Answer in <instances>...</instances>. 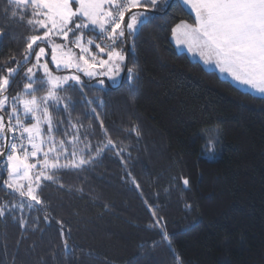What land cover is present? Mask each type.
<instances>
[{
    "label": "trees",
    "instance_id": "trees-1",
    "mask_svg": "<svg viewBox=\"0 0 264 264\" xmlns=\"http://www.w3.org/2000/svg\"><path fill=\"white\" fill-rule=\"evenodd\" d=\"M7 7L0 0V68L13 56L22 60L25 38L37 34L6 18ZM155 15L127 40L131 82L126 72L115 88L84 79L83 94H66L75 104L70 119L87 129L93 149L106 142L100 121L117 148L83 171H61L63 188L43 181L45 211L6 210L0 264H264V98L176 52L172 29L193 23L176 0ZM23 83L17 77L10 93ZM68 119L54 114L64 121L60 138H71ZM3 168L0 206L26 204L3 187Z\"/></svg>",
    "mask_w": 264,
    "mask_h": 264
},
{
    "label": "snow or ice",
    "instance_id": "snow-or-ice-1",
    "mask_svg": "<svg viewBox=\"0 0 264 264\" xmlns=\"http://www.w3.org/2000/svg\"><path fill=\"white\" fill-rule=\"evenodd\" d=\"M176 3L194 13V23L181 22L172 29L176 44L198 54L204 65H214L221 74L264 97V0H176ZM6 4V18L26 23L37 34L25 38L22 60L13 56L4 62L6 67L0 68V163L7 173L3 187L28 201L13 203L11 208L8 204L0 206V218L6 216V210L25 207L31 210L34 205L41 206L37 211H45V202L38 194L43 181L59 183L63 188L57 178L61 171H83L117 148L103 121L100 129L106 142L95 149L91 143H85L89 132L86 129L81 133L83 125L72 123L75 104L66 94L84 93L85 82L80 74L89 80L103 75L115 81L120 72L126 71L131 82L135 66L125 64L123 45L151 24L157 18L156 13L166 12L172 6L169 0H6ZM3 39L0 32V42ZM46 49H50L55 71L44 60L49 55ZM40 69L42 76L37 75ZM65 71L69 74H61ZM17 77L24 81L23 87L12 95L9 89ZM98 83L103 85L104 81ZM40 92L44 95H39ZM61 111L67 114L71 129H75L71 139L60 138L64 121L57 123L54 114L59 116ZM131 131L139 135L136 129ZM68 134L69 130H65L63 137ZM81 143L83 148L79 147ZM123 151L121 148L115 155L119 157ZM183 184L188 186L189 181L184 179ZM45 219H49L48 213ZM57 223L63 228L61 221ZM25 226L22 220L21 227ZM161 231L163 239L168 240V235ZM68 248L65 239V252Z\"/></svg>",
    "mask_w": 264,
    "mask_h": 264
},
{
    "label": "rangeland",
    "instance_id": "rangeland-1",
    "mask_svg": "<svg viewBox=\"0 0 264 264\" xmlns=\"http://www.w3.org/2000/svg\"><path fill=\"white\" fill-rule=\"evenodd\" d=\"M185 10L189 13V11H188L187 9H185ZM189 14H190V13H189ZM190 15L192 16V18H193V23H194V13H193V14H190ZM185 23H186V22H185ZM188 24H190V23H188ZM191 24H192V23H191ZM41 31L43 32L42 29H41ZM57 39H58V38H57ZM170 41H171L172 45L174 46V49L176 50V52H178V53H184V54L187 55V57H188L191 61L199 62L205 70H207V71H212V72L216 73V75H217L220 79L229 82L230 84H232L234 87H236L237 89H239V90H241V91L248 92V93H250V94H252V95H254V96H257V97H262V96H260L258 93H256L255 91L251 90L250 88H247V87H245V86H242V85L238 84L237 82L233 81V80L231 79V77L228 76L227 74H221V73L219 72V70H218L217 68H215L214 65H209V66L204 65V63L201 61V59H200V57H199L198 54H194V53H190V52H188L186 46H178V45L176 44L175 40L173 39L172 34H171ZM38 43H39V42H38ZM34 48H35V45H34ZM36 50L38 51V49H36ZM93 50L95 51V49H93ZM46 51H48L49 55L45 56V57H44V60H47V61L49 62V68H50L51 70L55 71V67H54V65H53V64L51 63V61H50V49H46ZM75 51L78 52L79 50H78V49H75ZM42 62H43V61H42ZM34 63H35V60H34ZM71 71L74 72L75 70L73 69V70H71ZM38 74L43 75V70H42V69L38 70V71H37V75H38ZM61 74H69V72H68V71H65V72H63V73H61ZM80 75H81V79H82V80H84V79L89 80V78L83 76V74H80ZM121 76H122V72L119 73V75H118V77L116 78L115 81L110 80V79H108L107 76H103V75H102V76H99V77H97V78H95V79L89 80V81H94V82L96 83V85L99 86V87H106V88H109V87H110V88H115V87H117V86L120 84ZM99 80H103V81H104V84H103V85H100V84L98 83ZM42 95H44V94H42ZM262 98H264V97H262ZM73 131H75V129H73ZM70 139H71V138H70ZM81 139H83V136L81 137ZM85 143H88V142L85 141ZM83 146H84L83 143H81V144L79 145L80 148H83ZM208 157H209L210 159H212L210 156H208ZM62 162H63V158H62ZM1 164H3V163H1ZM1 164H0V165H1ZM22 182L26 184V181H22Z\"/></svg>",
    "mask_w": 264,
    "mask_h": 264
},
{
    "label": "water",
    "instance_id": "water-1",
    "mask_svg": "<svg viewBox=\"0 0 264 264\" xmlns=\"http://www.w3.org/2000/svg\"><path fill=\"white\" fill-rule=\"evenodd\" d=\"M174 1L175 0H170L169 2H170V4L172 5L173 3H174ZM170 9V7L167 9V11ZM166 11V12H167ZM166 12H160V13H156V14H161V15H163V14H165ZM124 51H125V56H126V60H125V64H127V57H128V51H129V45H128V43H127V41H126V43L124 44ZM125 72L126 71H122V76H121V81H122V79H123V77H124V75H125ZM1 164V163H0Z\"/></svg>",
    "mask_w": 264,
    "mask_h": 264
}]
</instances>
